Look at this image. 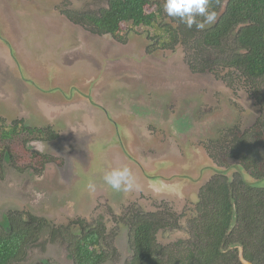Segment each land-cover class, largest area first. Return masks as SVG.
<instances>
[{
    "label": "rangeland",
    "instance_id": "obj_1",
    "mask_svg": "<svg viewBox=\"0 0 264 264\" xmlns=\"http://www.w3.org/2000/svg\"><path fill=\"white\" fill-rule=\"evenodd\" d=\"M107 5L108 0H0V73L2 74L0 78V118H4L2 123L8 127L10 125L9 120H11L9 115L16 113L17 109L14 110V107H17L21 115L33 120L34 125L43 123L39 127L47 129L45 126L48 123L45 121L49 117L47 118L35 107L32 99L39 98L47 103L46 108L47 106L49 107L48 103H52L56 99L57 91H54L57 90L56 85L61 84L64 86L65 84L68 85L64 92L66 97H75L78 92L81 95L78 97L77 94V97L74 98L75 101L70 100L67 103L60 104L61 107L52 106V112L49 114L50 118H59L60 116L63 121L71 117L69 116L70 108L74 105L72 116L84 113V110L76 105V101L77 103L80 101L81 107L86 109L83 116H89L88 113L94 110L92 118L100 117L98 111H101V108L91 105L84 97L90 98L93 102L96 100L97 104L105 106L106 113H109L112 119L122 121L125 109H119L117 106L119 104L118 100L124 95L123 90L125 87V94L129 92L133 94L138 89L137 87L133 88V82L135 81L131 78L135 77L139 79L141 91H137L139 93L136 92L137 94L134 96L139 101L142 99L141 96H145L142 94H145L146 91L149 92L151 90L150 92L153 95L156 94L158 96V92H164L170 86L174 105L178 103L181 108L190 111L192 114L198 110L202 103L206 104L204 110L208 111L207 107L213 103V96L210 95L209 88L215 93L219 91L222 102L219 115L216 118L205 116L203 120L205 123L214 121V124L217 122L218 124L210 129L205 125L208 129L206 132L203 131V128L195 125L196 133L199 134H197L195 139L202 143L201 139L204 141V136L208 138L224 134L227 140L232 137L240 139L238 141L240 145L229 142V147H222L220 151L209 147L207 150L205 147V151L202 150L195 153V158H198L201 163L193 173L191 172L188 175L189 183L186 190L190 193L178 191L175 195L166 197L159 204H150L145 202L144 199H139L136 193L134 196L129 193L125 197L126 200L123 206L120 202L121 200H117L118 197L111 195V200L114 203L112 207H106L103 202L98 204L92 202L83 211L79 204H76L74 206L76 211H72V213L66 208V196L56 202L55 198L59 197L54 196L52 198L50 194L45 198L44 206H39V209L35 211L36 214L46 218L50 225L66 224L73 215L82 217L89 215L90 218L96 219L97 215L103 214L107 223V236H104V239L101 238L100 246L104 249L112 247L118 252L117 256L108 259L104 264H125L130 257L127 240L128 227L122 223H116L117 221L109 216V213L114 212L116 216H119L125 211L127 206L132 208L138 206V203L141 207H145V210L154 209L152 206L156 205L155 209L160 211L159 215L168 219V221H165L166 226L159 230L156 235L157 243L165 249L166 257H169L171 262L177 263L178 260L187 258L189 249L201 242L198 240L197 236L199 234L195 232L194 224L191 221L193 214L190 206V203L195 200L198 188L208 183L210 178L214 181L217 180L219 175L216 174L219 172L224 173L229 178L233 171H237L238 168L240 170L239 164L229 170H225L229 164H234L237 161L241 162L240 157L251 159V154H259L260 151L264 150V77L258 79L244 78L239 75L238 71L227 66L220 73L230 78V80L233 79V83L232 87H225L224 81L215 77L211 71L193 73L187 67L189 61L198 58L197 50L201 55L204 53L202 48H194L200 46V43L196 42L198 37L188 41L187 45L189 48L186 49L183 44L177 45L174 48L175 51L170 53L157 48L159 45L157 43L156 26H134L131 23H127L123 26V31H127V38L134 40L135 43L128 41L125 45H116L111 35L89 33L88 30H85L80 25L71 23L63 14L64 11L76 10L78 12L98 13L100 9L107 7ZM223 6L224 3H222L217 15L220 14ZM164 20L169 21L168 18ZM208 26L206 25L204 28ZM138 34L142 36L141 43L138 41ZM138 45H140L139 48L150 46L155 57H159L161 61L157 62V59L146 58V61L151 65L146 69H138L139 73L136 72V67L129 65L130 60L128 58L139 60L133 54ZM181 47L182 51L180 50ZM226 48L228 51V47ZM84 49H87V53ZM216 53V50L205 51V54L209 56L207 65H215L214 56ZM140 54L141 52H137L139 57ZM200 59L202 60L201 56ZM151 61L156 64L159 63L158 65L160 66L152 65ZM201 63L203 64L204 62L202 61ZM125 65L134 70H125L123 67ZM171 68L172 74L178 78V80L173 79V83H171V76L169 77L168 74L164 73V69L170 72ZM21 73H24L26 77L20 75ZM16 75L23 76L26 80L23 84L22 99L20 97L21 90L17 92V87L9 83L11 81L9 79L16 77ZM182 80L184 85L181 83ZM117 87L119 89L116 92ZM128 88H133L131 90L133 92ZM202 88H205L204 93ZM89 90H91V94L87 92ZM115 97L118 98L115 99ZM153 98L155 97L153 96ZM104 99L106 101H103ZM58 101L60 102L61 100L58 99ZM162 103L165 102L163 101ZM31 104L34 107H31ZM159 110L162 111L163 109ZM201 112V115H205L204 111ZM139 119L134 117L135 123L133 125L127 124L122 129L132 137L139 135L141 139H149V136L146 137L142 123L137 122L140 121ZM188 119L191 121V118ZM74 120L75 117L70 120L71 124L67 123L68 125L65 127H59V123L56 122L55 127L57 129L52 125L54 131H58L60 136L55 142L63 140L67 142L66 145L63 144L62 146L61 154L65 157L63 162L57 161L58 164L62 163L61 166L56 167L55 164H52L50 170L52 168V172L67 173L65 177L67 182H69L71 177L70 173L73 172V164L79 159L78 157L85 153L82 147L84 142L79 141L84 140V138L87 141L89 134L86 133L91 131L90 126L85 125L84 127L79 125V123H72ZM191 122L194 123L193 120ZM90 124L92 123L88 125ZM232 126L234 129L231 133L227 129ZM79 127H81V131H79ZM87 127L89 128L87 129ZM246 128L248 133L253 134L255 132V134L250 137L246 133L241 134ZM70 129L72 130L71 132H69ZM32 139L34 138L31 136L19 133L12 135L11 138L0 140V150L4 147L14 153L13 158H10V162L5 165V172L2 178L4 181L0 182V213L9 209H16L21 212L26 211V208L28 209L25 204L26 201L21 195L20 182L22 176L18 178L13 172L11 165H19L30 159L29 152L32 149L28 150L25 144ZM55 142L50 146L53 147ZM54 154L58 155L56 151H54ZM118 154L115 148V158H117ZM205 157L208 158L205 159ZM82 158H85L84 161L88 159L87 155ZM112 164L113 166H110L111 169L116 168L118 166L117 160L112 161ZM259 164L264 167V157ZM205 168L207 169L205 179L199 181L198 177L203 178V175L200 174ZM39 180L41 183L46 182L44 178ZM252 181H257L259 184L262 183L264 185V178L260 181ZM10 183H13V185L9 186ZM17 183H19V186ZM55 194L53 193V195ZM93 201L95 200L93 199ZM59 204L63 206V209L59 210L57 206ZM91 210L92 213L90 212ZM172 217L175 218L173 222L171 220ZM174 225L177 228H171ZM72 228L75 229V227ZM44 242L46 243L44 250H41L40 253L37 249L31 250L29 258L24 261V264H35L43 258L47 259L51 264H70L65 255L66 251H64L62 240L57 242L44 240Z\"/></svg>",
    "mask_w": 264,
    "mask_h": 264
},
{
    "label": "flooded vegetation",
    "instance_id": "obj_2",
    "mask_svg": "<svg viewBox=\"0 0 264 264\" xmlns=\"http://www.w3.org/2000/svg\"><path fill=\"white\" fill-rule=\"evenodd\" d=\"M165 18H168L169 21H165ZM160 20L161 21L159 22V25L167 24L170 28V31L162 30L160 31V35L156 33L158 39L157 43L159 45V47L157 48L169 51L170 53H173L175 51L174 48H176L177 45L180 46L183 44L186 49L189 48V46L187 45L189 41L188 36L178 30V27L180 25L182 26V23H179V21L175 18L169 17L166 13L162 15V18ZM211 25H209L208 27H210ZM208 27L199 29V31H204ZM83 28L85 30H88L89 33L97 35H111L108 32L96 33L89 31V29L86 27ZM126 32L123 31L120 36H118L119 38L111 35L116 45H125L128 41L135 43L134 40L127 38ZM138 41L140 43L142 42V36L139 34ZM139 46L140 45L136 47V50L133 53L135 57L139 58V60H136L135 58H128L130 60L129 65L135 66L136 72H138V69H146L151 65L146 61V58L157 59V62L161 61L159 57H155L150 46H144L142 48H139ZM180 50L182 51V47ZM8 51L10 52V50ZM137 52H141L140 57L139 55H137ZM197 55L198 58L189 61V63L186 60V62L188 63L187 67L191 70V72L202 73L205 71H211L215 77L224 81L225 87H232L233 79L230 80V78L225 75H221L220 73L223 72V68L214 67V70L213 66L215 65H213L209 68V70H201L203 64L201 63V54L198 50ZM143 59L144 61H142ZM151 63H153L152 65H156V67L160 66L158 65L159 63L156 64L152 61ZM123 67L125 70L128 69V71L134 70L133 68L127 67L126 65ZM164 70V73L168 74L169 77L171 76V83H173V79L178 80V78L174 74H172V68L170 72L166 69ZM6 75L8 76V74ZM20 75L26 77L24 73H21ZM20 75H16V77L14 76L13 78H10L9 80L11 81H9V83H11L12 86L14 85L15 87H17V92L21 90L20 97L22 99L23 84L26 80L23 76ZM1 76L2 74L0 73V78ZM240 76L242 75L240 74ZM131 79L135 81H131L134 84L133 88L137 87L138 89L133 92L131 91L133 88H128L131 92H133V94H131L130 92L125 94V87L123 90L124 95L122 96V98H119V104L117 105L120 110H122L123 108L125 109L123 116L124 118H122L123 122L112 119V116L109 113H106L107 110L104 108L105 106L103 107L102 105L97 104L96 100H94L93 102L90 98L84 96V99L91 105L101 108V111H98L100 117L92 118L94 110L88 113L91 118L89 116H83L86 109H83L81 107L80 101H78L79 103H77L76 101V105L84 110V113L77 116H72L71 113H73L72 111L73 107L75 106L74 105L70 108L71 111L69 113V116L71 117H68L64 121L60 119V116L59 118L54 117L53 119H51L49 114L52 112L53 105L61 107L60 104L62 103H67L70 100L75 101L74 98L77 97V94L78 97L81 96L78 92L76 93L75 97H66L64 95V92L68 87L67 84H65L66 87L63 84L56 85L57 90H54L57 91L56 99H54L52 103H48L49 107L47 106V108V103L43 100L39 98L32 99L35 107L38 108L47 118L49 117L48 120L45 121L48 123V125L45 126L47 129L39 127L43 123L34 125L33 120L29 119V117H24L23 115H21L17 107H14V110L17 109L15 111L16 113H12L9 115V118H11V120H9L10 125L8 127L3 125L2 123V120L4 118H0V132L1 130L6 131L11 129H15L17 131L11 133L9 137H6L4 139L11 138L12 135L19 133L34 138L31 141H27L25 144L28 150L32 149V151H28L31 156L30 159L26 162L20 163L19 165H11V168L16 176L18 178L22 176V180L20 182V189L22 190L21 195L26 201L25 204L28 209L26 208V211L24 212L18 211L16 209H9L0 213V230L10 232L15 227V222L19 223V221L21 220L24 221L23 223H25V226H27L28 228V236L23 245L24 256L20 261V264H24V261L29 258L31 250L37 249L39 253L41 252V250H44V246L46 245L44 240H47L49 242H57L58 240H62V244H64V251H66L65 255L68 258L70 264H76L74 255V253L76 252V242L80 239H84L86 236L93 237L95 235L97 239V246L100 248L99 251L102 252V264H104L108 259L113 258V256L118 255V252L114 248L111 247L110 249H104L100 246L101 238L104 239V236H107V223L105 222L103 214H101L100 216L97 215L96 219L90 218L89 215L83 217L73 215L69 220L70 222L68 221L69 223L67 222L66 224L55 225H50V222H47L46 218L39 214H36L35 211L39 209L38 207L44 206L43 203L45 202V198L48 195L51 194L52 198L54 196H58L59 198H55L56 202H59L62 197L66 196V208L69 209L71 213L72 211H76L74 207L76 204H79L80 208L83 211H85L88 205H90L92 202H96L97 204L99 202H103L106 204V207H112L114 203L111 200V195L113 197H118L117 200H121L120 202L123 206V203L126 200L125 197L126 195L128 196L129 193L116 192L109 186H107L103 181L104 174L107 171H110L111 167L113 166L112 161L117 160V167H122L125 165L128 166L131 169L136 182L140 186L138 191H132L130 192V194L134 196V194L136 193L137 196H139V199H144L145 202H148L150 204H159L163 202L166 197H171L178 191L181 193H190L186 190V187H188L189 183L188 175L191 172L193 173L196 170V167L201 163L199 162L198 158H195V153H198L202 150L205 151V147L207 150L209 148H212L220 151L222 147L228 148L229 142L232 144L237 143V137H232L227 140L224 134H218L215 137L210 136L208 138L204 136V141L201 139L202 143L195 139L198 134L196 133L195 125H198L199 128H203V131L206 132L208 129L218 124V122L214 124V121H208L205 123L203 122V120L205 119V116L216 118L219 115L222 104L221 94L219 93V91L215 93L211 88H209V91L211 92L210 95L213 96V103L211 104V106L207 107L208 111L206 112L204 110L206 104L202 103L200 104L198 110L194 114H192L190 111L181 108L178 103H175L174 105L170 86L166 89V91L158 92V96H156V94L153 95L150 92L151 90L149 89V92L146 91L145 94H142L145 96H141L142 99L139 101V99L134 96L135 94L139 93L137 91H141L139 79L138 77ZM181 83L182 85H184L183 80L181 81ZM118 89L119 88L117 87L116 92L118 91ZM17 92L15 93L17 94ZM87 92L91 94V90ZM202 92H205V88H202ZM153 96L155 98H153ZM118 97H115V99ZM58 99L61 101L59 102ZM103 101H106V99H104ZM163 101L165 103H162ZM33 104H31V107H34ZM161 108L163 109L162 111L159 110ZM200 110L204 111L205 115H201L202 112ZM74 117L75 120L72 123H79V125H82L84 127L85 125L90 126L91 131H88L86 133L89 134L87 141H85V138L84 140L79 141L84 142L82 147L86 154L84 153V155L78 157L79 159L73 164V172L70 173L71 177L69 179V182H67L65 179L67 173L64 174L60 171L55 173L52 172V168L50 170V166L52 164H55L56 167L61 166L62 163L58 164L57 161L63 162L65 157L61 154L62 146L63 144L66 145L67 142L63 139H61L63 141L55 142V140L60 136L58 134V131H54V128L57 129L55 127L56 122L59 123V127H65L66 125H68L67 123L71 124L70 120ZM134 117L140 118V121L137 122L142 123L145 129L144 131L146 133V137L149 136V139H141L139 135L136 137H132L128 134V132L122 129V127H126L127 124L133 125L135 123V120H133ZM188 118H191V121L193 120L194 123H192ZM89 123L92 124L88 125ZM52 125L54 128L52 127ZM205 125L208 126V129ZM79 128V131H81V127ZM88 128L89 127H87V129ZM233 129L234 127L232 126L227 130L232 133ZM71 131L72 130L70 129L69 132ZM245 131H248V129L246 128ZM245 131H242L241 134H244ZM246 135H249V137L251 136V134L248 132H246ZM4 139L1 138L0 135V140ZM53 142L55 143L52 147L50 145H52ZM245 145L247 146V144ZM115 148L117 149V153H119L117 158H115L114 156ZM54 151H56L58 155L54 154ZM85 155H87L88 157L86 161H84L85 158H82L85 157ZM13 156V151L8 148L3 147V149L0 150V182L4 181L2 178L5 172V165L10 162V158H13ZM206 158L208 157H205V159ZM238 164L240 165V170L237 167L238 170L233 171L231 176L227 178L228 180H233L237 176V174H240V176L247 182L255 180L250 171H248L239 161L235 162L234 164H229L225 168V170H229L230 168ZM206 171L207 169L205 168L202 174H200L203 175V178H200L199 176V181L205 179V173H207ZM216 175L225 176L224 173L220 172ZM41 178L46 179V182L41 183V181L39 180ZM209 180H211V178ZM209 180L208 183L198 188V193L195 195V200L190 203L191 213L193 214L191 217V221L194 224L195 232L198 234L200 232L198 231V227L202 225V214L205 211L204 203L207 200H204V198L207 194H211V188H207L212 187V184H214V180ZM90 182L95 184V191H89L87 186ZM17 184L19 186V183ZM11 185H13V183H10L9 186ZM207 190L208 192H206ZM35 193L42 194V199H40L39 202H35ZM53 193L56 194L53 195ZM93 199L95 201H93ZM57 206L59 210L63 209L62 205L59 204ZM152 207L154 209L145 210V207H141V205L138 203V206L132 208H128L127 206L125 208V211L119 216H116L114 212L109 213V216L117 221L116 223H122L128 227L127 240L130 249V257L127 259L125 264L129 263L134 253L130 245V240L132 227L136 221L148 220L153 223V225L155 226L154 234L156 242H158L156 239L158 231L166 226L165 221H168V219L164 216L159 215L160 211H157L155 209L156 205ZM90 212L92 213V210ZM174 219L175 218L172 217V222ZM72 227H75V229H73ZM171 228L177 227L174 225ZM44 231L45 233L43 234ZM197 237L198 240L201 241V237L199 235ZM162 255L163 259H166L165 261L169 263L171 262L170 258L166 257L164 248ZM177 263L181 262L178 260ZM35 264L51 263H49L47 259L43 258Z\"/></svg>",
    "mask_w": 264,
    "mask_h": 264
},
{
    "label": "trees",
    "instance_id": "obj_3",
    "mask_svg": "<svg viewBox=\"0 0 264 264\" xmlns=\"http://www.w3.org/2000/svg\"><path fill=\"white\" fill-rule=\"evenodd\" d=\"M163 3L164 0H108L107 7L98 13L64 11L63 14L91 32H108L116 38L127 23L156 26L160 35L162 30L170 31L167 24L159 25L166 13ZM222 3L216 21L204 31L195 26L189 29L184 24L178 30L189 40L198 37L196 42L200 46L196 48L204 50L201 70L213 66L207 65L209 56L205 51L216 50L213 68L229 66L248 79L264 77V0H211L216 14ZM14 132L17 131L1 130L0 135L4 139ZM239 140L236 142L240 145ZM263 155L264 150L251 154V159L240 157L243 166L259 181L264 178V167L259 164ZM209 188L211 194L204 198L205 211L198 227L201 242L189 249L187 258L180 259L181 263L165 261L163 248L155 240V226L148 220H140L132 227L130 245L134 253L128 264H243L238 257L239 248L251 264H264V185L247 182L237 174L233 180L220 175ZM23 222H15L10 232L0 230V264H20L28 236ZM75 245L76 264H102L96 235L86 236Z\"/></svg>",
    "mask_w": 264,
    "mask_h": 264
},
{
    "label": "clouds",
    "instance_id": "obj_4",
    "mask_svg": "<svg viewBox=\"0 0 264 264\" xmlns=\"http://www.w3.org/2000/svg\"><path fill=\"white\" fill-rule=\"evenodd\" d=\"M163 10L169 17L191 29H203L216 21V11L211 7V0H164ZM72 23V22H71ZM74 24V23H73ZM104 183L116 192L130 193L139 190L131 169L128 166L113 168L103 176ZM89 191H95V184H88ZM42 199L41 193H35V202Z\"/></svg>",
    "mask_w": 264,
    "mask_h": 264
},
{
    "label": "water",
    "instance_id": "obj_5",
    "mask_svg": "<svg viewBox=\"0 0 264 264\" xmlns=\"http://www.w3.org/2000/svg\"><path fill=\"white\" fill-rule=\"evenodd\" d=\"M84 51L87 53V49H84ZM60 63H62V61H60ZM238 257H239V260L241 261V263H243V264H251L249 261H247L246 259L243 258V255H242V252H241V248H239Z\"/></svg>",
    "mask_w": 264,
    "mask_h": 264
}]
</instances>
